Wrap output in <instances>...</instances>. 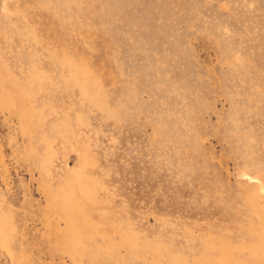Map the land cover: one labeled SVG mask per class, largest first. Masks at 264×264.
I'll return each instance as SVG.
<instances>
[{
  "label": "rangeland",
  "instance_id": "374dc122",
  "mask_svg": "<svg viewBox=\"0 0 264 264\" xmlns=\"http://www.w3.org/2000/svg\"><path fill=\"white\" fill-rule=\"evenodd\" d=\"M0 264H264V0H0Z\"/></svg>",
  "mask_w": 264,
  "mask_h": 264
}]
</instances>
